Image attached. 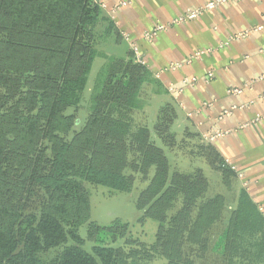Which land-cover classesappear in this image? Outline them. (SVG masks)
<instances>
[{
  "label": "trees",
  "instance_id": "16d2710c",
  "mask_svg": "<svg viewBox=\"0 0 264 264\" xmlns=\"http://www.w3.org/2000/svg\"><path fill=\"white\" fill-rule=\"evenodd\" d=\"M100 7L97 0H0V264H120L126 257L156 255L166 264L264 260V215L245 189L233 192L230 186L234 205L227 211L222 194L206 195L201 168L169 175L167 157L150 142L148 129L130 130L122 112L115 116L104 109L108 100L119 103L116 94L126 111L133 83L160 85L132 56L123 61L95 47ZM104 19V35L120 39L113 21ZM96 57L104 62L87 105L89 118L68 138L75 119L65 110L80 104ZM176 115L165 102L158 115L160 134L169 132ZM197 148L225 185L235 178L212 144ZM126 168L144 178L153 168L136 207L142 220L157 221L155 239L128 253L104 246L87 252L76 233L89 214L82 181L130 191L133 176ZM101 229L90 223L88 236ZM106 230L124 235L126 226L114 221ZM69 240L74 243L66 245Z\"/></svg>",
  "mask_w": 264,
  "mask_h": 264
},
{
  "label": "crops",
  "instance_id": "0c3cea01",
  "mask_svg": "<svg viewBox=\"0 0 264 264\" xmlns=\"http://www.w3.org/2000/svg\"><path fill=\"white\" fill-rule=\"evenodd\" d=\"M97 1L175 107L171 126L212 144L264 215V0H234L178 23L211 0ZM156 25L163 29L146 39Z\"/></svg>",
  "mask_w": 264,
  "mask_h": 264
},
{
  "label": "rangeland",
  "instance_id": "374dc122",
  "mask_svg": "<svg viewBox=\"0 0 264 264\" xmlns=\"http://www.w3.org/2000/svg\"><path fill=\"white\" fill-rule=\"evenodd\" d=\"M101 6V5H100ZM99 12L95 25V47L106 53L107 55H113L123 61H129L131 56L134 62H139L135 57L134 51L129 48L126 50V44L121 43V39L115 38L113 34L104 35L103 28H105V12L102 7ZM103 12V13H102ZM102 13V14H101ZM121 43V44H119ZM131 52V53H130ZM137 60V61H136ZM104 62L103 59L96 57L92 63L91 70L88 75L87 83L82 92L80 104L76 107H68L65 110L66 114L74 116V124L69 131L70 138L74 132L80 131L89 118L88 102L92 92L96 73L99 67ZM127 96L129 98L128 107L123 111V106L119 107V103L122 101V96L118 98L113 95V98L119 102L116 103L113 100H108L104 103V109L109 110L112 115H117L118 112H122L125 115L126 122H129L130 130L137 129L138 127H146L149 131L150 142L155 146L163 149L168 165L169 175L174 171L182 173H190L195 168H202V172L207 176V190L206 195L212 196L214 194H222L225 198V205L227 211L233 207L234 202L230 193L232 189L237 191L235 178L229 180V184H224L221 180V175H217L210 166L204 161L203 157L198 154L197 146L200 144L197 136L191 131L177 128L176 125L171 126L169 132H163V126H157L159 123L158 115L161 107L165 104L162 92L160 88L153 82L145 81L137 85L134 83L127 89ZM135 93L134 96H132ZM168 102V101H167ZM108 104L110 107H108ZM160 127V129L158 128ZM171 133V135H169ZM131 135V134H130ZM126 142L135 144L129 137ZM202 144H206L203 142ZM133 154L129 153V159L132 160ZM202 158L203 160L197 159ZM124 173L131 174L133 176L132 188L130 191H118L108 188L99 184H92L87 181H82V185L85 187L88 193L89 200V214L88 219L78 225L77 235L82 240L80 247L87 252H91L94 246H104L121 248L123 252L128 253L129 250L137 248L139 243L151 244L155 239V232L157 229V221L151 218L141 219V211L136 207V199L139 192L146 187L152 174L153 168H151L144 178L140 173L132 172L129 168L124 170ZM231 186V189H230ZM180 205V199L174 202V208L169 211V214L174 211ZM227 216V212L224 213L223 219ZM114 221H118L126 226V232L124 235H118L117 233H110L107 231V227L113 225ZM92 223L103 229L92 233V237L88 236L89 224ZM214 226L220 227L219 224ZM217 227V228H218ZM105 228V229H104ZM214 232L216 230H213ZM217 237V236H216ZM214 237V240H216ZM74 242L69 240L66 245L73 244ZM63 246L50 250L43 257H51L55 252L60 251ZM127 258V257H126ZM123 260L120 264H166V259L163 256L156 255L151 257H131ZM201 264V263H199ZM205 264V263H204ZM246 264V262H243ZM254 264H264V260L255 262Z\"/></svg>",
  "mask_w": 264,
  "mask_h": 264
},
{
  "label": "built area",
  "instance_id": "2783aa9c",
  "mask_svg": "<svg viewBox=\"0 0 264 264\" xmlns=\"http://www.w3.org/2000/svg\"><path fill=\"white\" fill-rule=\"evenodd\" d=\"M231 1H234V0H211V1L207 2L206 4H204L203 6H201L200 8H198V9L188 10L183 16H180L176 20H174L173 23H178V22H181V21L192 19L195 16H197L203 10L214 8V7L229 3ZM261 28H262L261 26H257V27H254V28L250 29V30H246V31L240 32L238 35H236V37L245 36L246 34H248L249 31H251V30H259ZM162 29H163V26L156 25L152 30H149V31L145 32L144 33V37L146 39H150L153 36H155L157 34V32H159ZM133 49L135 51L134 53L137 54L136 47H133ZM136 56H138V55H136ZM138 61L140 62V60H138ZM212 76H213L212 72L208 73L206 75V80L211 79ZM227 92L231 93V94H239V93H241V88H229L227 90ZM263 96H264V93H263ZM220 134L221 133H216L215 136L220 135ZM213 137L214 136H211V138H213Z\"/></svg>",
  "mask_w": 264,
  "mask_h": 264
}]
</instances>
